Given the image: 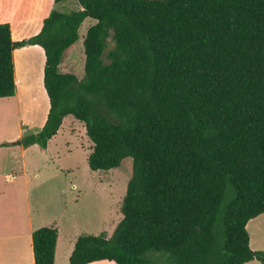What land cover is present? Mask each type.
I'll list each match as a JSON object with an SVG mask.
<instances>
[{"label": "trees", "instance_id": "trees-1", "mask_svg": "<svg viewBox=\"0 0 264 264\" xmlns=\"http://www.w3.org/2000/svg\"><path fill=\"white\" fill-rule=\"evenodd\" d=\"M67 1L29 39L0 24V99L17 94L14 52L38 45L50 107L16 144L46 149L73 116L92 171L133 161L114 233L81 235L69 264H264L247 230L264 214V0ZM87 19L79 79L60 65ZM58 235L33 233L35 264H55Z\"/></svg>", "mask_w": 264, "mask_h": 264}, {"label": "rangeland", "instance_id": "rangeland-1", "mask_svg": "<svg viewBox=\"0 0 264 264\" xmlns=\"http://www.w3.org/2000/svg\"><path fill=\"white\" fill-rule=\"evenodd\" d=\"M58 8L61 11H71L79 9V6L76 0H68ZM95 24L96 21L93 19H87L82 24L79 41L67 50L63 57L60 65L62 73H72L79 79L85 77L84 38L88 29ZM13 40L22 41L16 34ZM25 47H30V49H23V47L14 52L15 76L16 70L22 73V78L18 81V94L12 99H0L1 144H16L25 136L39 133L49 110V99L44 84L41 85L39 78L43 65L42 53L38 49L31 48V45ZM18 146L14 149L15 151L0 152V155L8 156V158L3 157L2 160L8 161L12 158L20 163L23 148ZM92 149L93 143L87 136L85 125L73 116H68L48 153V156L51 155L49 158H53L55 164L42 165L41 181H47V186L54 195L58 191L56 185L60 184V181L55 184L51 183L55 177L60 176L57 170L66 172V181L64 180L66 186L64 187L67 189L65 196L67 217L61 228L67 239V248L81 235L104 234L110 238L123 218L121 206L132 176L133 161L128 158L117 169L95 172L88 165V156L92 153ZM34 150L28 153V162L41 161L46 158L42 155L43 151L40 147L37 146ZM56 197L59 198L57 194Z\"/></svg>", "mask_w": 264, "mask_h": 264}, {"label": "crops", "instance_id": "crops-1", "mask_svg": "<svg viewBox=\"0 0 264 264\" xmlns=\"http://www.w3.org/2000/svg\"><path fill=\"white\" fill-rule=\"evenodd\" d=\"M53 5L54 0H0V24H10L13 37L16 34L19 39H29L41 32L44 19L50 15ZM31 48L38 49L43 56V65L39 76L41 85H43L45 53L43 48L38 45H33ZM23 49H30V47ZM21 78L22 73H18L16 70L17 88ZM62 127L63 124L58 134L49 141L46 149L39 145L28 148L21 146L23 150L20 163L17 162V159L12 158L4 161L2 158H8V156L0 155V264H35L32 235L36 230L46 227H55L59 231L55 264H67V260L70 259L76 241L70 243V247L67 248V239L61 228L67 217V201L65 200L67 189L64 187L66 186L64 182V180L66 181V172L57 170L60 176L55 177L51 182L55 184L60 181L59 186L56 185L58 190L56 194L59 198L47 186V181H41L42 165L45 163L55 164L54 159L49 158L51 155L48 156V153L53 140L58 137ZM17 146L18 144L3 147L0 143V152L15 151ZM37 146L40 147L43 151L42 155L46 158L41 161L28 162V153L34 152V148L37 149ZM247 229L250 235L251 249L264 251V214L252 219L248 223ZM246 264L261 263L254 260Z\"/></svg>", "mask_w": 264, "mask_h": 264}]
</instances>
